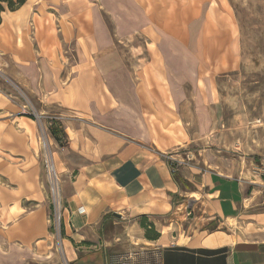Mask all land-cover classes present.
<instances>
[{"label": "crops", "instance_id": "1", "mask_svg": "<svg viewBox=\"0 0 264 264\" xmlns=\"http://www.w3.org/2000/svg\"><path fill=\"white\" fill-rule=\"evenodd\" d=\"M30 1L13 10L3 7L0 12V71L39 105L62 109V118L73 113L89 119L77 121H97L114 131L79 130L76 120L66 121L75 128V137L86 133L92 142L90 161L74 177L68 161L53 155L56 170L64 176L63 259L68 264H264L261 179L246 170L233 176L193 163L172 174L166 158L145 146L153 128L144 118L153 115L154 105L133 88V82L118 78L123 65L111 48L112 37L99 13H92V0H83L79 10L73 8L75 1L36 0L28 4ZM100 1L103 6L104 0ZM131 2L135 10H126L128 1L119 7L115 2L114 8L106 10L119 38L136 31L150 32L149 13L140 16L141 0ZM43 6L61 11L47 14L54 16L59 47L74 45L76 62L61 60L54 65L40 55L42 35L34 16ZM203 13L204 20L192 29L195 47L190 54L203 63L206 55L209 61L233 60L235 43L229 45L232 31L206 35L210 11ZM181 59L176 57L177 62L164 67L167 77L163 79L171 94L170 109L174 105L175 113L170 117L178 132V137L170 132L169 140L176 144L184 138L177 118H194L195 131L200 135L208 132V107L218 98L215 76L228 70L225 67L210 74L204 72L202 62L189 67ZM187 101L192 110L185 109ZM159 115L167 125V115ZM151 142L157 150L163 149L156 139ZM23 214L18 222L0 230V264H60L44 207ZM140 222L149 225L147 230ZM115 226L125 231V237H98ZM119 247L123 251L130 248L131 254L113 255V248Z\"/></svg>", "mask_w": 264, "mask_h": 264}, {"label": "rangeland", "instance_id": "2", "mask_svg": "<svg viewBox=\"0 0 264 264\" xmlns=\"http://www.w3.org/2000/svg\"><path fill=\"white\" fill-rule=\"evenodd\" d=\"M11 1L17 6V0ZM64 1H75L73 8L77 10L83 8V0H59L60 3ZM127 1L126 10H135L131 0ZM127 1L104 0L102 6L100 0H92L91 9L92 13H99L112 37L111 48L123 65L118 78L126 80V83L133 82V88L154 105L153 115L144 119L153 128L151 140L162 143L163 149L157 150L151 140L145 146L163 157L172 155L180 161L184 160L185 164H198L209 171L222 169L225 173L239 176L241 170H246L256 174L264 184V0H141L140 16L143 18L145 11L149 13L152 24L150 32L136 31L119 38L115 35L114 23L106 10L114 8L115 2L119 3V7ZM1 6L13 10L7 7L6 2L1 3ZM206 9L210 11L206 35L232 31L229 45L231 47L235 43L233 60L223 58L221 61H209L206 55L203 63L190 54L195 47V30L192 29L204 20L203 11ZM51 11L56 15L61 12L43 6L37 11L39 15L34 16L42 35L38 46L40 55L47 57L54 65H58L61 60L74 63L77 61L74 45L59 47L54 36L57 31L55 19L53 15L47 14ZM176 57L190 64L189 67L202 62L204 72L210 71V74L217 69L228 68L217 72L215 76L218 98L208 107V132L202 135L197 133L193 126L194 118H177L184 135L179 144L169 140L170 132L174 131L176 137L178 132L176 122L170 117V114L175 113L174 105L173 110L170 109L171 94L163 82L166 76L164 67L177 62ZM206 74L205 79L208 77ZM97 79L96 83L99 82ZM153 81L155 85H152ZM188 88L185 87V91L188 92ZM184 104L185 109L192 110L189 101ZM23 107L27 108L23 110ZM63 112L60 108L39 105L0 71V230L18 222L24 211L44 207L54 250L60 256V264H68L63 259L60 247L63 217L61 213V219L57 221L54 215L51 191L54 188L58 192L59 209L62 212L64 176L56 170L53 155L58 154L61 159L68 161L70 168H73L71 176L74 177L86 161H90L88 154L92 141L86 133H78L75 137V128L69 127L66 121L76 120L79 130L92 127L100 131H114L97 121H77L89 119L77 118L73 113L64 119L61 116ZM161 113L167 115L168 124L165 126L159 115ZM53 123L66 135L60 144L50 134ZM113 135L116 136V133ZM82 141L87 144L88 150L84 149ZM186 157L190 161L187 162ZM49 164L54 168L55 181L50 179ZM36 194L39 199H34ZM97 235L102 240H111L118 236L125 237L126 234L115 226L107 235ZM122 253L131 254V249L123 251L120 247L113 248V255Z\"/></svg>", "mask_w": 264, "mask_h": 264}, {"label": "built area", "instance_id": "3", "mask_svg": "<svg viewBox=\"0 0 264 264\" xmlns=\"http://www.w3.org/2000/svg\"><path fill=\"white\" fill-rule=\"evenodd\" d=\"M26 108L27 107H23V110H25ZM22 112L24 113V111H22ZM165 158H166L165 159V162L167 163V165H168V167H169V169H170V171H171L172 174L176 173L178 167H180V166H182V165L185 164L184 160L180 161V160L176 159L175 157H173L172 155L166 156ZM186 161L187 162L190 161V158L189 157H186ZM49 165L52 166V164H49ZM49 172H51L50 169H49ZM54 178L56 179V177L51 172L50 179H52V180L55 181ZM51 191H52V202H53V206H54V215L57 218V221H60V219H61V212H60L59 203H58L59 202L58 201V192L55 191L54 188L51 189ZM79 212H82V210L80 209Z\"/></svg>", "mask_w": 264, "mask_h": 264}, {"label": "trees", "instance_id": "4", "mask_svg": "<svg viewBox=\"0 0 264 264\" xmlns=\"http://www.w3.org/2000/svg\"><path fill=\"white\" fill-rule=\"evenodd\" d=\"M3 2L7 3V7L9 9H15V7H18L19 5L22 4V1H18V0L16 2L17 6H15V3H13L11 0H0V12L3 10L2 6H1V3H3ZM50 134H51L52 138L59 144L62 142V140L65 139V134L63 133V131L60 130V128H58L57 125H55L54 123L50 127ZM140 226H141V228H144L147 230L149 225H145L144 222H140ZM154 237H155V235H154Z\"/></svg>", "mask_w": 264, "mask_h": 264}, {"label": "bare ground", "instance_id": "5", "mask_svg": "<svg viewBox=\"0 0 264 264\" xmlns=\"http://www.w3.org/2000/svg\"><path fill=\"white\" fill-rule=\"evenodd\" d=\"M49 169L50 171L53 173V175L55 176V172H54V168L52 166L49 165ZM56 177V176H55ZM55 179V178H54Z\"/></svg>", "mask_w": 264, "mask_h": 264}]
</instances>
